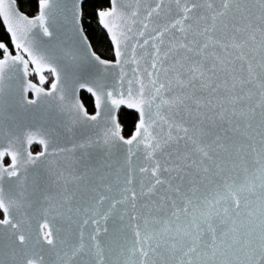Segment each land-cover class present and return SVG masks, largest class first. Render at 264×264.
Instances as JSON below:
<instances>
[{
	"label": "snow or ice",
	"instance_id": "snow-or-ice-1",
	"mask_svg": "<svg viewBox=\"0 0 264 264\" xmlns=\"http://www.w3.org/2000/svg\"><path fill=\"white\" fill-rule=\"evenodd\" d=\"M58 2L39 0L36 32L9 27L14 55L0 42V110L10 96L46 101L51 121L0 119V162L12 161L0 163V264H264V0H110L98 16L122 25L111 85L48 46ZM73 83L98 106L136 109L135 133L101 126ZM36 137L38 154L14 150Z\"/></svg>",
	"mask_w": 264,
	"mask_h": 264
},
{
	"label": "water",
	"instance_id": "water-1",
	"mask_svg": "<svg viewBox=\"0 0 264 264\" xmlns=\"http://www.w3.org/2000/svg\"><path fill=\"white\" fill-rule=\"evenodd\" d=\"M121 2L127 3L128 0H121ZM83 3L84 0H80L81 7L77 9V18L75 21L73 20V16H72L71 0H59L58 5L54 6L53 19L51 21V30L54 32V37L48 46L54 49H59L62 47H71L78 56L83 58L88 64H90L93 67L94 71H99L102 75H104L109 85H111L113 79L118 78V73L121 70L120 68L113 67V64L115 62V42L112 39L113 33H115L119 38V33L122 27L121 21L118 17L106 18V22L112 28V32H109L108 29L105 28L102 23H100V18L98 16L99 24L107 34L113 46V52H114V59L112 60L104 59L94 51L85 32L83 31L82 23H81ZM0 4H2V8H0V12L7 14V22L5 21V15L3 14H0V20L5 29L6 34L9 37L11 49L6 44L5 45L14 55L15 44L12 41V32L9 31V27H11L16 32L18 37H21L25 32H36L38 25L29 24L28 21L37 20V17L40 15V3H38V14L35 16H29L24 12H22L18 8L16 0H0ZM41 35H42V31H41ZM81 37H83V39H81ZM45 40L47 41V38H45ZM90 53H94L96 57H99L101 60L107 61L108 67H105L104 65L99 64L97 60L92 59ZM134 67L135 65H131V64L123 66V71L126 73V77H127L124 81L125 89H127L128 87V80L133 79L132 69ZM44 75L46 81H48L51 78V74L47 70H45ZM90 79H91L90 76H86L85 78L80 80V83H86ZM32 81L33 83H36L38 87L41 86L39 84L38 75L36 76V80H32ZM43 87L47 91L48 84L46 83L45 85H43ZM71 87L74 89L72 95V102L75 105L83 109V111L87 112L89 115L95 114L97 111H101V117L99 121L100 125L104 126L105 124H108L109 126H111L112 124H115L118 126V130L120 133H121V128L118 122L119 109L126 108L137 111L136 109L129 108L127 105L112 106L111 102L103 96L100 97L99 106H98L97 95H94L93 93L89 92L87 90V86L84 88H80L79 83H73ZM83 91L87 92L93 99V104H94L93 113L87 111L86 107L84 106L80 98V94ZM46 103H47L46 101H42L39 105L25 108L17 102V98L15 96H10L7 100V103L4 105L3 109L0 110V119H3L5 122L8 123L17 124L19 126H25V125H34L36 127H39L40 125L48 126L50 125L51 121L48 119L49 114H48V109L46 107ZM38 141H39V137H36L31 144H27V143L21 144L20 142H17L14 147V150L31 152L33 155H36L39 152L43 151V145L40 144ZM0 144L7 146V141L0 139ZM34 145H38L40 147V150L37 152H33L31 148ZM49 151L51 152L52 149L50 148ZM5 158L8 159L9 161L8 163L5 162ZM11 162H12L11 157L6 155L3 157L2 162L0 163H2L3 167H8L11 164ZM1 213L3 214L2 211ZM14 215H16L17 218H19L18 213H14ZM32 223L34 228L35 222Z\"/></svg>",
	"mask_w": 264,
	"mask_h": 264
},
{
	"label": "trees",
	"instance_id": "trees-1",
	"mask_svg": "<svg viewBox=\"0 0 264 264\" xmlns=\"http://www.w3.org/2000/svg\"><path fill=\"white\" fill-rule=\"evenodd\" d=\"M18 8L29 16L38 14L39 0H16ZM110 7V0H84L82 5V28L85 32L92 48L102 58L107 60L114 59L113 46L101 28L98 19V13L101 10H106ZM0 42L6 44L10 49V40L5 32V29L0 20ZM36 80V76L31 77ZM50 80V79H49ZM80 98L90 113L94 112V104L92 97L87 92H81ZM139 121V114L135 110L120 108L118 112V122L121 128V133L125 138H130L136 129ZM32 151L37 152L40 150L38 145L32 146ZM8 163V159L5 158ZM1 215V212H0Z\"/></svg>",
	"mask_w": 264,
	"mask_h": 264
},
{
	"label": "flooded vegetation",
	"instance_id": "flooded-vegetation-1",
	"mask_svg": "<svg viewBox=\"0 0 264 264\" xmlns=\"http://www.w3.org/2000/svg\"><path fill=\"white\" fill-rule=\"evenodd\" d=\"M1 212V211H0ZM3 218V214L1 213V215H0V219H2Z\"/></svg>",
	"mask_w": 264,
	"mask_h": 264
}]
</instances>
